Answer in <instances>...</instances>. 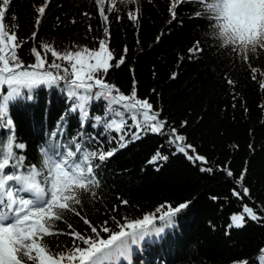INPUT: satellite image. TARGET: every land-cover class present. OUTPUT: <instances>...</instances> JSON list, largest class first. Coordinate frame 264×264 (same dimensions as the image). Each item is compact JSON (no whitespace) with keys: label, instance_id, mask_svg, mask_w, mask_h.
I'll list each match as a JSON object with an SVG mask.
<instances>
[{"label":"trees","instance_id":"16d2710c","mask_svg":"<svg viewBox=\"0 0 264 264\" xmlns=\"http://www.w3.org/2000/svg\"><path fill=\"white\" fill-rule=\"evenodd\" d=\"M43 2L11 0L6 20L11 22L15 13L21 39L36 30L33 5ZM168 6L169 0H141L138 22L127 18L131 8H121L119 13L109 14L110 36L106 37L105 25L90 0H50L36 40L24 44L19 56L26 65L34 63L29 49L36 46L50 64L53 58L40 47L42 43L65 52L85 46L98 48L99 39H105L114 53L113 63L122 56L125 61L109 70L107 82L129 94L135 81L138 97L147 98L160 111V119L206 157V164L190 162L183 154L173 155L167 137L160 135L141 134L123 148L118 147L119 140L113 141L120 133L98 136L104 129L102 125L93 127L94 118H107L105 102H91L88 121L82 126L79 112L70 111L74 101L64 81L40 85L32 91L31 99L24 90V96L9 104L8 118L13 121L17 141L26 145L23 154L30 163L38 162L40 148L48 141L68 145L78 134L93 148L99 144L103 150L118 149L97 170L101 182L96 189L98 198L83 194L78 206L94 225L107 220L113 227L112 217L123 222L124 218L154 213L160 205L188 203L171 227L133 246L130 264H258L254 257L264 249V221L248 220L242 228L228 226L231 215L241 213L244 204L264 208V91L250 79L245 66L230 59L227 50L215 47L206 35L211 31L209 22L193 15L198 10L195 4L179 5L174 19ZM85 12L90 15L84 16ZM117 15L121 18L116 19ZM197 40L204 52L189 59L188 50ZM57 63L68 65L67 61ZM253 66L264 69V53L253 59ZM225 72L236 81L234 89L225 82ZM158 150L168 156L167 161L149 163ZM202 167L213 172L201 171ZM225 169L233 176H227ZM245 169L244 180L238 185L236 180ZM242 187L250 190L243 200L233 195L234 188L241 191ZM65 220L76 231L87 230L74 214H66ZM57 227L71 231L64 222H58ZM48 243L53 250L57 243L71 247V237L60 235L49 238Z\"/></svg>","mask_w":264,"mask_h":264},{"label":"snow or ice","instance_id":"6c2138e0","mask_svg":"<svg viewBox=\"0 0 264 264\" xmlns=\"http://www.w3.org/2000/svg\"><path fill=\"white\" fill-rule=\"evenodd\" d=\"M90 2L97 8L105 25L103 32L106 37L110 36L109 14L119 13L121 8H131L126 15L132 22H138L141 14V0ZM49 3L50 0H44L40 5H33L36 30L29 38L21 39L17 35L19 25L15 13L11 22L6 20L11 0H0V131L4 133L0 135V264H121L122 260H128L130 264L133 246H139L146 238L160 235L171 227L177 214L188 203L175 207L160 205L154 213H145L141 218H124L123 222L112 217L113 227L107 220L94 225L81 214L78 206L82 204L83 194L98 198L96 189L101 182L97 170L100 163L111 158L118 149L103 150L99 144L93 148L83 140V134H78L68 145L48 141L46 147L40 148L38 162L30 163L23 154L26 145L17 141L13 121L8 118L9 104L24 96V90L28 91L27 98L31 99L32 91L40 85L51 86L64 81L68 96L74 101L70 111L79 112L82 126L88 121L91 102H105L107 118L95 117L93 127L103 126L104 132L98 136L120 133L118 137L113 136V141L119 140V148L139 139L141 134L151 133L167 137L166 145L174 149L173 155L183 154L188 161L203 164L207 160L196 152L193 145L186 143V137L175 127H168L167 122L160 119V111L155 110L147 98L138 97L135 81L129 94L107 82L109 70L125 61L122 56L113 63L114 53L105 39H99L98 48L85 46L65 52L42 43L40 47L53 58L51 63H48L47 55H42L33 46L29 49V56L34 57V63L26 65L20 59L19 50L29 40H36ZM184 3L197 6L198 10L193 15L209 22L211 31L206 35L215 42V47L227 50L230 59L234 58L245 66L250 79L264 91V69L253 66V59L264 53V0H169L168 11L173 19L176 8ZM83 15L87 17L90 13ZM120 18L116 16V19ZM88 30L92 31L91 25ZM201 43L197 40L189 48V59L204 52ZM124 51L127 52V47ZM57 60L67 61L68 65L62 67ZM61 69L63 74H60ZM175 75L173 73V78ZM223 78L235 88L236 81L227 72ZM167 159L168 156L158 150L149 163ZM200 170L213 172L210 167ZM225 171L227 176H233L230 170ZM246 171L236 180L238 185L242 184ZM249 194L247 187H242L241 191L233 189V195L241 200ZM121 203L126 205L128 201L121 200ZM260 211L264 208L254 209L244 204L241 213L231 215L228 227L242 228L248 220L264 221ZM68 213L87 225L84 233L76 231L65 220ZM58 222H64L71 231L59 229ZM60 235L71 237V247L57 243L53 250L48 239H58ZM254 259L258 264H264V249Z\"/></svg>","mask_w":264,"mask_h":264}]
</instances>
